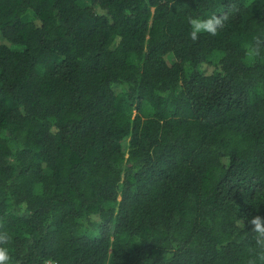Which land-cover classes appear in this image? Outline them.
<instances>
[{
    "label": "trees",
    "instance_id": "1",
    "mask_svg": "<svg viewBox=\"0 0 264 264\" xmlns=\"http://www.w3.org/2000/svg\"><path fill=\"white\" fill-rule=\"evenodd\" d=\"M0 37L12 264H264V0H0Z\"/></svg>",
    "mask_w": 264,
    "mask_h": 264
},
{
    "label": "clouds",
    "instance_id": "2",
    "mask_svg": "<svg viewBox=\"0 0 264 264\" xmlns=\"http://www.w3.org/2000/svg\"><path fill=\"white\" fill-rule=\"evenodd\" d=\"M223 17L213 14L209 16L201 15H191L188 17L189 25V36L195 41L198 39L199 34L208 33L215 36L217 32L222 28L224 24ZM247 57L251 58L255 55V49L249 46L247 52ZM253 225V230L260 234L262 240H264V217H254L251 221ZM9 237L5 233H0V264H12V258L10 256V250L6 246Z\"/></svg>",
    "mask_w": 264,
    "mask_h": 264
},
{
    "label": "rangeland",
    "instance_id": "3",
    "mask_svg": "<svg viewBox=\"0 0 264 264\" xmlns=\"http://www.w3.org/2000/svg\"><path fill=\"white\" fill-rule=\"evenodd\" d=\"M0 42L5 43L6 41L4 39H1V37H0ZM170 61H171V57H167L168 64L170 63Z\"/></svg>",
    "mask_w": 264,
    "mask_h": 264
}]
</instances>
